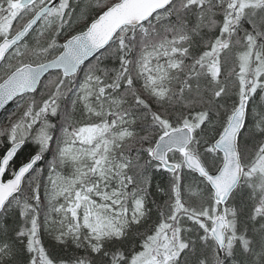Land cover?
<instances>
[{
  "label": "snow or ice",
  "instance_id": "obj_1",
  "mask_svg": "<svg viewBox=\"0 0 264 264\" xmlns=\"http://www.w3.org/2000/svg\"><path fill=\"white\" fill-rule=\"evenodd\" d=\"M0 112V264H264V0H0Z\"/></svg>",
  "mask_w": 264,
  "mask_h": 264
},
{
  "label": "trees",
  "instance_id": "obj_2",
  "mask_svg": "<svg viewBox=\"0 0 264 264\" xmlns=\"http://www.w3.org/2000/svg\"><path fill=\"white\" fill-rule=\"evenodd\" d=\"M9 110L13 107V105L12 104H10L9 106ZM6 115V113H1L0 114V118H2L3 116H5ZM42 240H43V242H44V244H45V246L46 247H49L50 245H49V238L46 236V235H44V236H42Z\"/></svg>",
  "mask_w": 264,
  "mask_h": 264
},
{
  "label": "water",
  "instance_id": "obj_3",
  "mask_svg": "<svg viewBox=\"0 0 264 264\" xmlns=\"http://www.w3.org/2000/svg\"><path fill=\"white\" fill-rule=\"evenodd\" d=\"M10 105V104H9ZM1 113V112H0Z\"/></svg>",
  "mask_w": 264,
  "mask_h": 264
}]
</instances>
